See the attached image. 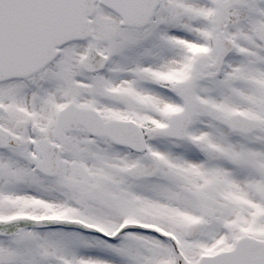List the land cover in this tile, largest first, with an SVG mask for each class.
<instances>
[{"label":"snow or ice","instance_id":"obj_1","mask_svg":"<svg viewBox=\"0 0 264 264\" xmlns=\"http://www.w3.org/2000/svg\"><path fill=\"white\" fill-rule=\"evenodd\" d=\"M0 264H264V0H0Z\"/></svg>","mask_w":264,"mask_h":264}]
</instances>
